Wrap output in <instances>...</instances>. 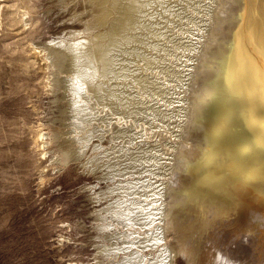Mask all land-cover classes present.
I'll return each mask as SVG.
<instances>
[{
	"label": "rangeland",
	"instance_id": "rangeland-1",
	"mask_svg": "<svg viewBox=\"0 0 264 264\" xmlns=\"http://www.w3.org/2000/svg\"><path fill=\"white\" fill-rule=\"evenodd\" d=\"M244 1L0 0V264H110L103 257L104 249L120 248L119 254L128 253L131 254L129 257H135L137 249L134 247L139 242L145 246L144 253L148 252L146 255L150 261L157 260L160 254L155 251L159 248L154 238L159 232L153 228L157 225L159 229L166 226V235H169L166 239L174 245L172 256H169V251L161 257L162 264H264V227L260 226L263 217L256 208L251 209L254 203L250 199H237L239 205L230 208V204L219 208L217 204L213 207L210 203H187L183 187H186V182L188 186L189 182L185 166L193 161L192 157L195 158L200 150L202 135L199 124L203 121L209 92L213 87L210 84L218 61L230 43L238 17L244 9L247 10L248 0ZM124 4L127 5L126 9L121 11ZM118 14H121L122 24L119 34L114 36L113 48L117 51L120 38L131 35L129 38L135 50L142 46L141 51L153 55L152 71L143 73L159 83L147 84L144 93H139L133 87L136 92L132 97L138 96L139 104L129 106L134 114L116 115L106 108L97 112V115L107 114L110 118L106 122L114 127L126 128L127 134L133 137L131 143L126 144L123 139L115 143L106 134L100 139L92 138L81 154L76 153L75 147L69 148L67 153L58 138L67 137L70 143L71 133L64 131L59 136L55 128L60 122L75 120L61 112L60 108L65 106V102L56 99L61 91L52 80V73H62L63 77L68 74L63 70L66 54L57 57L53 65L55 68L51 67L46 45H60L66 39L88 38L90 42H86L83 49L89 45L92 53L91 44L105 47L109 40L107 30ZM209 20L212 26H208L209 29L204 32V23ZM146 26H151V30H147ZM201 36L202 43L198 42ZM198 44L202 48L187 92L185 68L186 64L190 65L189 58L195 54ZM113 54L116 60L117 55ZM121 56L118 55V72L125 71L121 69ZM138 59L134 68L140 66L143 70L144 59ZM111 61L112 57L104 60L105 71ZM72 64L75 68L74 62ZM164 69L168 70L167 75ZM131 70L126 73L129 77L126 83L134 80ZM117 73L105 75L109 79L121 78ZM117 82L121 83V80ZM150 87L154 88L153 91ZM84 91L87 92L88 88ZM185 98L187 103L184 104ZM185 108H188L183 120L186 124L181 132L182 137H177L180 110L184 111ZM72 135H75V131ZM94 143H98L102 149H109L114 143L122 150L126 148L125 151L141 148L139 153L144 156L145 162L141 161V166L138 165V170L133 171L132 175L97 178L101 169L88 172L85 160L92 153ZM175 144L178 146L172 150L171 145ZM189 158L191 160L188 161ZM169 167L172 174L165 171ZM123 180L141 182L140 186H145L144 190L150 192L148 195L134 192L130 196L112 191V194L99 197V186L106 190L115 181ZM163 183L165 188L157 192L159 196L153 193ZM122 194L126 202L137 200L147 209L155 207V217L158 219L154 224L146 227V223L152 220L146 216L144 208H136L130 213L126 220L132 219V223L128 226L122 220L119 223L118 217L112 216L111 212L108 215L106 207L115 200H125ZM240 204L247 209H241ZM163 209H167L166 213ZM97 214H103V217ZM164 218L166 222H163ZM133 220L139 225H135ZM161 240V244L166 243L165 239ZM125 246L127 250H124ZM149 251H152L151 254Z\"/></svg>",
	"mask_w": 264,
	"mask_h": 264
},
{
	"label": "bare ground",
	"instance_id": "bare-ground-1",
	"mask_svg": "<svg viewBox=\"0 0 264 264\" xmlns=\"http://www.w3.org/2000/svg\"><path fill=\"white\" fill-rule=\"evenodd\" d=\"M160 3H162V1ZM126 6L127 5L124 4L121 11L123 9L125 10ZM246 6H247V10L245 11L244 9L243 13L238 17L239 19L236 18V20L238 19V21L230 37L229 40L230 43L228 46H226L227 50L225 51V53L223 55L220 54L222 56L218 61L217 69L215 70L216 73L214 75V78L212 79V83L211 84L209 83L210 85H213V87L212 89L208 88V90L211 89V92L208 91L210 94L205 106L204 114L202 113L204 115L203 121L201 120L199 124L201 126L200 133L202 135L200 150H198L199 152L198 154H196L195 158L194 156L192 157L193 161L191 163L186 162L187 164L185 166V173L188 175L187 179L189 180V182H188V186H187V182H186V187L185 185L183 186L185 188L184 189L185 193L184 192L183 193L185 194L184 198L186 197L185 201L187 203L197 201L198 204H206V203L213 204L212 205L213 207L214 204H217L220 206L219 208L221 207L223 208L224 206L226 207V205L229 206V204L231 205L229 206V208L233 207L234 205L238 206L240 202L237 204L238 201L237 199H240L242 201H246V200L248 201L250 199L249 201L254 203L251 204L252 207L251 209L254 210V208H256L257 210L256 209L255 210L258 211V213L262 214L263 218L260 217L262 218L261 221L263 220L262 224H260L259 221L258 222L261 227H264V0H248ZM200 7L201 5L199 6V10ZM140 9H142V7ZM239 9L237 11H239ZM120 17L121 14H118L112 20L111 25L107 30V35L109 40H107L108 42L106 43L105 47H102L101 44L96 46L91 44V51H93L92 53L88 48L89 45L85 46V48L83 49L85 43L90 42L88 38L72 39V40L66 39L61 41L60 45H54V44L46 45V49L47 51H49L47 54L50 57L51 67L55 65L54 63L57 60V57L66 54V57L63 56L64 59H66V62L63 61V63L66 65L64 69L63 67L62 69L66 70L68 74L63 77L61 75L62 73H60L63 71H60L59 75H55V73H52L53 75L52 80L54 82L53 83L54 86H58L56 88L57 89L59 88V90L61 91L60 94L58 95L56 94L57 95L56 99L57 100L61 99L65 102V103L63 102L65 106H62L60 108L61 112L65 116L72 117V119L75 120L74 122L72 121L67 122V120L66 122H62V123L60 122L56 125L55 128L56 135L59 134V136H61L60 134L64 131L71 133L72 138H70V140L72 141H70V143L67 137L66 139L63 138L64 136H61L62 138L57 137L58 140L61 139L60 145L64 147V150L67 153L69 148L71 149L72 147H75L76 153L81 154L83 153L81 151H84L85 147H87V144L89 143V141L92 140V138L97 137L100 139L104 137L106 134H108L109 140L111 139V141L113 140V142L115 143L117 142L120 143L119 140L122 139L125 141L126 144L131 143L133 137H130L127 134L126 128L119 126L114 127L113 125L110 124V122H106L110 118L107 114L97 115V112H100L101 109L106 108L108 111L116 115H121V114L127 115V113L131 112L129 109L130 105H134V104L135 106L139 105L137 103L138 96L132 97V95L136 92L133 90V87L135 86L138 89L137 91L139 93H144L146 92V87L150 83L155 85L159 83V81H157L156 79L149 77V74L143 73L146 70L152 71L153 68L150 67L151 64L153 63V55H149L147 54V52L144 53L143 51H141L140 49L142 46H140V48L138 47L137 50H135L136 48L135 46L132 45V41H130L129 38L131 37V35H129V37H126L124 39L120 38L119 42H121V44L117 45L119 46V48L117 51H115L113 42L115 39L114 38L115 34H119V31L121 29L122 20L120 19ZM210 18H212V15L210 16ZM192 20L194 19L192 18ZM85 23L86 22H84V24ZM210 23L211 20H209V22L207 23H204L205 25V27H203L204 32L209 29L208 26H212ZM146 28L147 30L149 29L151 30V26H146ZM137 35L138 34L136 33V36ZM202 41H203V36L200 37L198 42L202 43ZM173 44L177 45L178 43L173 42ZM195 48H196L195 54L191 56V58L188 57L190 60V65L187 66V64L185 63L186 64L185 70L187 69V75H185L186 74L185 73L184 75L186 76V78L185 77L184 78L186 85L185 91L187 92L190 89L189 88L190 86L188 84L190 79L193 78L195 66L198 60V53L200 52L202 47L200 44H198L197 46H195ZM113 53H116L117 55L116 60L114 59L115 55ZM118 55H122L121 56L122 58L120 57L121 59L120 64H121V69L125 70L124 72L122 71L118 72V67H117L119 62ZM110 57H112V61L110 62V65H106L107 71H105L103 62L105 59H108ZM138 58L144 59V63L142 67L143 70H141L140 66L134 68L136 66L135 61L140 60ZM73 62L75 68L74 66H72ZM122 63H124V65ZM131 68L133 70H131ZM68 69L74 70V72H71ZM130 70L132 71V77L134 80L130 82L128 81L129 83H126V80H128L129 78L127 77L128 75L126 73L129 72ZM115 71L116 73L118 72L117 76L121 77L118 78L119 80H121V83L117 82L118 81L117 78L109 79V77H106L107 75H105L106 73L110 74V73H114ZM163 72H165L166 74L168 70L164 69ZM123 77H127V78H123ZM123 81L125 83H123ZM86 88H88L87 92H89V95L87 92L84 91ZM150 89L151 91H153L154 88L152 89V87H150ZM87 97L90 98V100H88ZM86 102H88V104ZM183 103L184 104L187 103V98L183 100ZM142 104L145 103L142 102ZM97 107H101V108L98 109ZM187 110L188 108H185L184 111L183 109L180 110L181 122L178 125L180 130L178 131L177 137H182L181 132L186 124V122H183V120L186 116ZM199 110L201 111V109ZM131 114H134V112H131ZM64 115H62V117H64ZM125 127H127V125ZM74 131H75V135L73 136L72 133ZM65 134L67 135V133ZM130 135L132 134L130 133ZM115 143L112 146H110L111 148L109 149L107 148L102 149L98 143L92 144L91 146L92 153L89 156H86L87 158L85 159L87 163L86 170L88 172H96L95 171L96 169H101L100 176H97V178L102 179L107 177L110 179L120 175H125V176L128 174L132 175L131 173H133V171L138 170L139 168L138 165H140V162L141 161L145 162L144 156L139 153L141 148L139 149L137 148L136 151H131V150L129 151L128 149H127L128 151H125L126 148L124 147L125 149H123L124 150L123 151L119 147H116ZM122 143L124 144V142ZM177 146H178L177 144H175V146L171 145L172 147L171 149L174 150L176 149ZM98 147L99 149H97ZM88 148L90 149V147ZM189 160L191 159L189 158L188 161ZM165 171L166 172L168 171V174L169 173L172 174L171 167L167 168ZM139 183L138 182L136 183L132 180H123V182L115 181L114 183H112L114 184L113 186L110 184L112 187L111 186L108 187V185H105L106 188L108 187V189L106 190H102L103 187L99 186L98 188L100 189V191L98 195L99 197H105L112 191H119L125 195H130V196L134 192L138 194L141 193L148 195L150 190L145 191L143 188L145 186L142 185L140 186ZM149 186L150 185L146 187ZM164 188H165V184L163 183L161 188L160 189L158 188L160 191L154 190L153 193L157 194V192H161L162 189ZM123 194H122V198H124ZM136 198L138 199V197ZM124 199L125 200H120V201L115 200L111 202V204H109V206L106 207L105 210L106 213H108L109 215V212H111L112 216L118 217L117 221L122 220L121 222H125V226L126 225L128 226V224L132 223V219H128V220L126 219L129 218L130 213L132 214V211H135L136 208H141V209L144 208V211L147 213L146 216L151 217L152 221L146 223L147 224L146 227H149L152 223L154 224L155 220L158 219L155 217V211H156L155 207L153 208L149 207V209H147L146 207H144L143 204H140L141 202L138 203L139 201L137 200L133 199L134 201H130L129 203L126 202L127 200L126 198ZM94 202L96 203V201ZM240 205H241L240 206L241 209L246 208L244 204H240ZM153 209L154 211H152ZM147 210L149 211L147 212ZM159 210H161V206ZM166 211L164 213H166ZM253 212L255 213V211ZM97 216L103 217V214H97ZM165 219L166 218H164V220ZM163 222H166V220ZM133 223L137 226L139 225V223L136 221H134ZM256 225L258 226V224ZM157 226L153 228H155V230L159 232V234H157V237L154 238V240H156L158 243V245L156 246L159 249L155 251H157L160 254V255L158 254L160 257L159 259L156 257L157 260L155 259L150 261V257L146 255L148 252L144 253V250H146L145 246H143L142 243L140 242L139 245L134 247L137 249L136 251L137 256L135 255V257L134 256L129 257L131 254H128L126 251H125V253H127L126 255L125 254L121 255L122 253L119 254V251H121L120 248L110 247L103 250V257H106L104 259H106L107 263L109 262L110 264H139V263L162 264L161 261H163V259L161 257H163V255L166 256V254L169 253V251H170L169 256H172L173 253L172 251H174V247H173L174 245L169 243L170 241L167 240L169 237H167L168 234L166 235V230H165L166 226L161 227V229H159ZM159 235L161 236L158 237ZM161 239H165L166 243L161 244L162 241ZM127 249L128 247L124 248V250ZM150 252L152 251H149V253Z\"/></svg>",
	"mask_w": 264,
	"mask_h": 264
}]
</instances>
